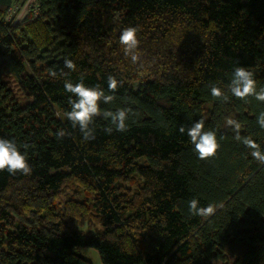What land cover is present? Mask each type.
I'll list each match as a JSON object with an SVG mask.
<instances>
[{
    "label": "trees",
    "instance_id": "16d2710c",
    "mask_svg": "<svg viewBox=\"0 0 264 264\" xmlns=\"http://www.w3.org/2000/svg\"><path fill=\"white\" fill-rule=\"evenodd\" d=\"M18 4L0 0V58L24 102L0 73V137L27 152L32 171H0V264H92L80 247L103 264H213L224 253L233 264H264V165L226 125L238 121L264 151V102L210 91L227 92L237 61L264 87V0H35L16 22ZM125 27L138 29L135 64L119 43ZM109 75L122 86L101 110L136 114L111 134L96 117L95 139L84 141L65 116L64 83L83 79L107 93ZM201 117L220 144L207 160L179 132ZM60 129L69 135L58 138ZM138 181L135 191L125 185ZM193 198L214 204V215H192ZM91 213L102 228L88 236L78 226Z\"/></svg>",
    "mask_w": 264,
    "mask_h": 264
},
{
    "label": "clouds",
    "instance_id": "9594fccd",
    "mask_svg": "<svg viewBox=\"0 0 264 264\" xmlns=\"http://www.w3.org/2000/svg\"><path fill=\"white\" fill-rule=\"evenodd\" d=\"M138 29L136 27H125L119 35V43L123 47V52L126 57H129L133 64L140 59L138 53V46L140 41L137 37ZM65 68L75 71L76 65L71 59H64ZM61 75H67L61 70ZM51 77H56L57 72L49 70ZM108 92L99 86L89 87L83 83V79L79 83L73 84L70 81H65V91L71 95L68 98L70 111L65 113L68 121L71 122L73 128L79 127L84 141L95 139L94 128L90 127L94 119L102 116L104 120L110 121V126L105 127L104 131L111 134L113 130L124 132L127 130L126 121L130 115H135L132 108H119L116 111L101 110L100 104H111L115 96L109 93H115L118 87L122 86V82L118 81L115 76L109 75L107 77ZM212 97L228 102L229 95L245 100L249 96L254 97L257 101L264 102V87L257 89V82L254 79L253 72L246 67H234L230 83L227 85V92L221 87L213 84L210 88ZM257 124L261 129H264V112L257 116ZM226 125L230 127L234 133V139L241 142L245 147L251 150V156L264 165V151L261 150L260 145L256 143L249 136H241V125L238 121L228 118ZM180 133H185L190 138L191 144L194 146V151L200 160H207L214 157L220 148L217 139L216 131L205 130V118L201 117L195 121L191 126L181 125L179 127ZM57 137L62 138L69 133L64 129L57 132ZM27 149L28 145H24ZM7 170L9 174L15 175L21 173L23 175L31 174L32 168L27 159V152H22L15 140L5 139L0 137V171ZM189 211L194 216L210 217L216 212V206L209 203L206 207L199 206V201L195 198L188 202Z\"/></svg>",
    "mask_w": 264,
    "mask_h": 264
},
{
    "label": "rangeland",
    "instance_id": "374dc122",
    "mask_svg": "<svg viewBox=\"0 0 264 264\" xmlns=\"http://www.w3.org/2000/svg\"><path fill=\"white\" fill-rule=\"evenodd\" d=\"M18 2H19L18 6L15 8V10L12 11V13L16 15V19H15L16 22H22V20L25 18L27 13L31 10V8L35 4V0H18ZM0 73L2 77L10 84L15 99L19 103H23L24 95L20 90L19 82L17 80L16 75L12 71L11 62L6 56L0 58ZM70 184L71 187L74 188V190L79 191L80 199L82 201H86L87 199L90 200L86 190L76 185L75 183H70ZM125 185L135 191L139 187L140 183L138 181L135 183H126ZM78 227L82 231H84V233L87 234L88 236H91L96 231L102 228L101 224L98 222L96 216L93 213H91L90 216L87 217V219L81 221ZM78 251L83 257L90 260L92 264H103L100 255L96 249L92 247H80ZM212 262L213 264H233L234 258L230 254L224 253L223 257L214 258Z\"/></svg>",
    "mask_w": 264,
    "mask_h": 264
},
{
    "label": "built area",
    "instance_id": "2783aa9c",
    "mask_svg": "<svg viewBox=\"0 0 264 264\" xmlns=\"http://www.w3.org/2000/svg\"><path fill=\"white\" fill-rule=\"evenodd\" d=\"M15 10V8L12 9V11ZM12 13V12H11Z\"/></svg>",
    "mask_w": 264,
    "mask_h": 264
}]
</instances>
